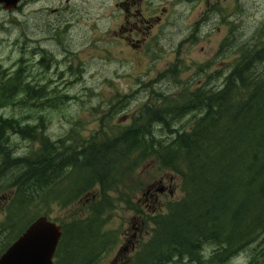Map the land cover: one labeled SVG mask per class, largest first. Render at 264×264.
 Segmentation results:
<instances>
[{
	"label": "trees",
	"instance_id": "obj_1",
	"mask_svg": "<svg viewBox=\"0 0 264 264\" xmlns=\"http://www.w3.org/2000/svg\"><path fill=\"white\" fill-rule=\"evenodd\" d=\"M258 53L255 60L246 55L248 69L237 67L221 89L185 87L172 96L155 91V100L142 105L131 123L120 128L104 122L91 138L73 130L55 140L25 118L0 115L6 203L0 256L54 205H84L68 222L55 219L63 227L55 263L99 264L116 242L117 234L106 229L111 193L151 158L179 175L183 196L150 218L149 239L124 264H226L255 243L263 240L264 246V71L258 69L264 53ZM67 97L29 82L23 66L12 70L0 63V108L56 107ZM191 113L189 130L175 128ZM158 127L169 140L158 137ZM12 134L38 147L17 154ZM209 246L215 248L206 259ZM248 264H264L262 244Z\"/></svg>",
	"mask_w": 264,
	"mask_h": 264
},
{
	"label": "rangeland",
	"instance_id": "obj_2",
	"mask_svg": "<svg viewBox=\"0 0 264 264\" xmlns=\"http://www.w3.org/2000/svg\"><path fill=\"white\" fill-rule=\"evenodd\" d=\"M103 5L109 8L110 0H76L74 6L67 8L51 0L46 5L41 0H28L13 12L0 8V63L12 70L23 66L26 79L36 85H45L51 96H68L64 104L58 103L56 107H6L0 108V115L25 118L55 140L68 136L73 130L82 137L91 138L104 122L120 128L131 123L142 105L155 100V91L172 93L168 94L172 96L184 92L185 87L198 88L197 84L190 86L188 82L200 72L202 58L215 53L230 19L239 26L248 27L251 44L244 57L251 58L252 51L264 49V0H237L234 5L232 0H218L212 23L201 31L198 22L206 9L204 4L200 7L197 0L169 2L171 17L166 34L164 38L161 35L144 55L120 51L114 39L115 22L103 17ZM54 7H59L60 11L53 13L51 8ZM241 40L238 38L239 44ZM233 43L236 45V38ZM202 47H205L204 53H201ZM224 48L216 51L215 68L219 77L217 87L213 86L216 89L224 86L221 74L229 72L232 60L239 54L236 51L226 53ZM258 69L264 71V61L259 63ZM42 114L45 117L40 123L39 115ZM195 114L179 119L175 128L189 130ZM157 134L164 140L171 137L160 127ZM11 138L17 154H26L38 147V142L19 135L12 134ZM3 195L0 189V218L6 205L1 198ZM182 196L179 175L160 168L153 158L143 162L125 182H118L116 191L110 196L114 207L106 209V229L117 234L116 242L99 264H124L149 239L153 226L150 218L166 212L170 203ZM83 208L84 205L68 208L54 205L48 210L51 218L68 222L70 217L80 215ZM261 244L264 247L263 240L226 264H248ZM214 248H207L206 259Z\"/></svg>",
	"mask_w": 264,
	"mask_h": 264
},
{
	"label": "flooded vegetation",
	"instance_id": "obj_3",
	"mask_svg": "<svg viewBox=\"0 0 264 264\" xmlns=\"http://www.w3.org/2000/svg\"><path fill=\"white\" fill-rule=\"evenodd\" d=\"M27 1L28 0H21L17 9H21L27 3ZM48 1L49 0H41L44 5H46ZM51 1L59 3V5L62 3L66 8L71 5L74 6V3L76 2V0ZM175 1L176 0H110L109 8L105 9L103 5V17H108L111 21L115 22L114 39L115 44L120 48V51L124 52L129 50L134 52L136 55H144L148 48L151 45L153 46L154 43L160 39L161 35H163L164 38L166 34V27L171 17L168 4L169 2L174 4ZM209 1L210 0H207L208 5H206V0H197V4L200 7H202L203 4L206 6L205 11H203L202 15L200 16L201 21L198 22V30L200 31L203 27L209 26L212 23V18L216 13L214 10L218 0H215L214 3ZM236 1L237 0H232V4L234 5ZM0 8L7 12H11L5 9L4 4L2 3L0 4ZM51 9L53 10V13L60 11L59 7H54ZM232 16L234 17L233 14ZM69 24L70 23H66V25ZM235 28H237L236 33ZM248 31V27L239 26L234 21V19H230V22L226 25V34L218 41L217 50H222L225 46L224 51L226 53L230 51H236L239 53L237 54V57L234 59V61L232 60L233 66L228 68L229 72L226 75L224 73L221 74V80L223 81V84L228 82V79L232 76L237 67L241 66L243 69H248L247 65L250 59L243 56L251 44ZM233 38L237 39L236 45L233 43ZM238 38H242L241 44H239ZM229 40L232 43H230ZM263 50L264 49L252 51V60H255L256 53L261 51L260 53L263 54ZM216 51L211 55V57L202 58L203 60L202 65L200 66V72L189 80V85L197 84L198 89L204 88L206 91L217 90L213 87L217 85L219 78L218 70L215 68L217 61ZM204 52L205 47H202L201 53ZM42 62L43 61L41 59V63Z\"/></svg>",
	"mask_w": 264,
	"mask_h": 264
},
{
	"label": "water",
	"instance_id": "obj_4",
	"mask_svg": "<svg viewBox=\"0 0 264 264\" xmlns=\"http://www.w3.org/2000/svg\"><path fill=\"white\" fill-rule=\"evenodd\" d=\"M21 0H0L12 11ZM63 236V228L47 215L34 220L0 256V264H55V255Z\"/></svg>",
	"mask_w": 264,
	"mask_h": 264
}]
</instances>
